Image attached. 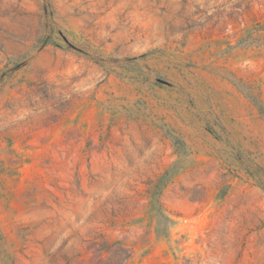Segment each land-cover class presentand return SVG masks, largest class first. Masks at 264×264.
I'll list each match as a JSON object with an SVG mask.
<instances>
[{"label": "rangeland", "instance_id": "1", "mask_svg": "<svg viewBox=\"0 0 264 264\" xmlns=\"http://www.w3.org/2000/svg\"><path fill=\"white\" fill-rule=\"evenodd\" d=\"M0 264H264V0H0Z\"/></svg>", "mask_w": 264, "mask_h": 264}]
</instances>
